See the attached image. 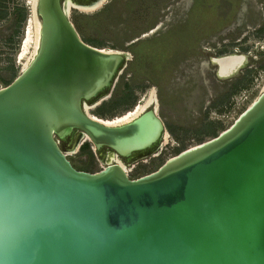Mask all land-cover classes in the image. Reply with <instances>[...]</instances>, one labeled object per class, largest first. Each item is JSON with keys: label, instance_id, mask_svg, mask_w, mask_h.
I'll list each match as a JSON object with an SVG mask.
<instances>
[{"label": "water", "instance_id": "95a60500", "mask_svg": "<svg viewBox=\"0 0 264 264\" xmlns=\"http://www.w3.org/2000/svg\"><path fill=\"white\" fill-rule=\"evenodd\" d=\"M36 14L37 52L0 88V264H264V90L156 171L78 170L58 138L78 132L73 146L120 158L164 126L154 108L118 125L91 118L84 102L127 53L85 43L62 0H37Z\"/></svg>", "mask_w": 264, "mask_h": 264}, {"label": "rangeland", "instance_id": "374dc122", "mask_svg": "<svg viewBox=\"0 0 264 264\" xmlns=\"http://www.w3.org/2000/svg\"><path fill=\"white\" fill-rule=\"evenodd\" d=\"M0 1V77L10 81L31 51L19 59L31 5ZM62 1L85 43L127 53L107 93L84 102L87 113L114 119L152 97L147 109L164 126L157 149L129 161L98 153L90 142L73 146L70 134L58 138L78 170L96 172L119 159L131 179L156 171L230 127L264 90V0ZM234 54L245 56L243 65L219 76L212 59ZM6 85L0 80V88Z\"/></svg>", "mask_w": 264, "mask_h": 264}, {"label": "bare ground", "instance_id": "6f19581e", "mask_svg": "<svg viewBox=\"0 0 264 264\" xmlns=\"http://www.w3.org/2000/svg\"><path fill=\"white\" fill-rule=\"evenodd\" d=\"M103 1L106 2V0H103ZM36 2H37V0H30L31 14H30V16H29V18H28V20L26 22V32H25V36H24V39H23V42H22L21 50L19 52V59L22 60L24 55H26L25 53H26V50H28V47H31V51L28 54V56L25 58V62L23 63L22 69L25 68L29 64L31 59H33L34 55L37 52L38 46H39L40 20L37 17V14H36ZM88 11H90V10H88ZM66 12H67V10H66ZM102 50H104L106 52L120 53V52L112 50V49H104V48H102ZM245 60H246L245 56H243V55H235V54L234 55H228V56H222V57H214L212 59V61L217 65V73L221 77H228V76L236 73L239 70V68L243 65ZM151 102H152V97L147 99V101L145 100L144 103H141V102L138 103L133 109L127 111L125 114H123V115H121L119 117H116L114 119L98 118V117H96L94 115L88 114L87 111L85 110V108H84V110L86 111V113L91 118L96 119V120H98V121H100V122H102L104 124L118 125V124L127 123V122L131 121L132 119L138 117L140 114H142L143 112H145L147 110V107L149 105H151ZM80 141L81 140L78 139L75 143L79 144ZM112 154H115V153H112ZM113 163H117L118 165H120L123 168V170L126 172L125 168L123 167V163L120 162L119 159H118V162H113Z\"/></svg>", "mask_w": 264, "mask_h": 264}, {"label": "flooded vegetation", "instance_id": "af4514ba", "mask_svg": "<svg viewBox=\"0 0 264 264\" xmlns=\"http://www.w3.org/2000/svg\"><path fill=\"white\" fill-rule=\"evenodd\" d=\"M80 1H82V0H80ZM84 1H88V0H84ZM89 1H90V0H89ZM91 1H93V0H91ZM108 88H109V86H107L106 88H104L98 96L105 95V94L107 93ZM76 135H78V132H73V133L70 135V137L73 138V139H72V142L74 141V138L76 137ZM73 144H74V142H73ZM73 144H72V145H73ZM157 144H158V141H157L155 144H153L152 146H150L149 148H146V149L141 150V151L134 152V153H133L132 155H130V156H127V157H120V158L123 159L124 161H129V160H132V158H136V157H139V156H142V155H146V154H148V153H151V152L155 151V150L157 149ZM97 151H98V153H102V152L104 153L105 151L107 152L108 150H107L105 147H103V148H101V149H99V150H97ZM108 152H109V151H108ZM104 155H105V154H104ZM104 155H103V156H104Z\"/></svg>", "mask_w": 264, "mask_h": 264}, {"label": "trees", "instance_id": "16d2710c", "mask_svg": "<svg viewBox=\"0 0 264 264\" xmlns=\"http://www.w3.org/2000/svg\"><path fill=\"white\" fill-rule=\"evenodd\" d=\"M0 2H1V1H0ZM4 7H5V6H3V4L0 3V19L4 18V17H3V15L5 14V12H4ZM19 8L23 11V13H25V14H24V15H25L24 19H26L27 9L24 7V5H21ZM12 73H13V72H12ZM15 77H16V75H15ZM15 77H14V78H15ZM14 78H13V79H14ZM9 79H10V78H9ZM9 79H8V78H7V79H3L2 77H0V80H2L3 82H5L7 85L13 81V79L10 80V81H9ZM128 95H129V93H128ZM131 104H132V103H131ZM88 147H89V143L87 142V143L84 144V148H88Z\"/></svg>", "mask_w": 264, "mask_h": 264}]
</instances>
